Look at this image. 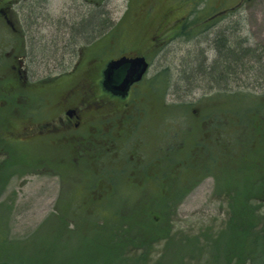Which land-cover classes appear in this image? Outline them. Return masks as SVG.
<instances>
[{"label":"rangeland","instance_id":"374dc122","mask_svg":"<svg viewBox=\"0 0 264 264\" xmlns=\"http://www.w3.org/2000/svg\"><path fill=\"white\" fill-rule=\"evenodd\" d=\"M12 1L16 2L13 8L20 17L23 0ZM210 1V8L205 11L202 8L207 5L203 3L196 7L199 19L216 12L220 14L208 19L212 25L195 36L190 35L192 26L185 28V34L172 36L169 34L175 27L166 22L161 25L158 49L148 56V72L128 99L136 97L135 93H139L152 76L162 69L167 70L170 86L166 91V102L186 105L184 115L174 120H179L176 124L179 129L188 127L195 119L194 122L199 123L201 113L214 103H221L225 114L217 113L215 118L220 119L223 115L227 124H233V108L237 106L238 97H230L232 93L264 95V0ZM64 2L51 0V4L62 5ZM65 3L69 6L70 1ZM169 4V0H90L83 4L85 11L80 16L86 18V33L94 40L95 48L102 50L104 57L109 59L144 51L150 43L148 31L158 24ZM148 6L149 20L144 13L148 12ZM172 9L167 20L173 17V13L177 16L182 13L174 7ZM182 14L184 17L187 12ZM193 18L194 13H191L188 19ZM182 20L176 24L180 25ZM224 48L229 49L228 59ZM245 48L250 52L248 50L245 54ZM40 50V47L35 48V51ZM234 50L238 54L236 62ZM60 56L40 54L30 57L28 63L33 75L45 74L47 63ZM211 65L217 66L218 70L230 65V69L228 74L219 71L214 79L203 71H208ZM62 70L67 67L49 70L48 74ZM157 115L152 108L148 118H158ZM123 126L125 129L126 123ZM171 128L176 129L174 125ZM171 128L162 126L156 129L147 125L144 129L137 126L133 132H122L114 142L105 139L97 148L99 169L90 165L88 177L72 187H69L70 183H60L57 179L46 181L45 178L43 182L44 179L32 174L12 176L7 187L0 189V264H135L141 255L140 249L128 248L121 257L114 253L116 250L111 245L113 238L117 239L114 235L118 226L124 222L129 224L126 241L136 244L145 235L138 230L139 225L131 221L138 218L136 208L139 213H144L149 206L137 202L136 197L141 201L137 196L141 192L134 186L132 190L127 172L133 164L145 165L148 155H152L154 143L150 139H157L160 142L158 147L164 153L169 148H177L181 141L178 135L171 133ZM98 170L102 176L100 185V178L96 175ZM90 180L94 181L92 186L97 187L93 193ZM147 180L145 178V182ZM77 184L81 187L76 188ZM214 185L213 176L202 178L180 201L166 223L163 222L164 209L151 207L153 209L146 218L153 221L155 228L164 226L169 229L170 240H159L146 253L145 264H210L214 250L209 242L225 228L228 219L225 199L214 193ZM68 195L76 205L71 213L60 209ZM157 201L159 205L163 203L161 199ZM260 212L264 213V202L260 204ZM220 244L221 247L231 245L226 239Z\"/></svg>","mask_w":264,"mask_h":264},{"label":"flooded vegetation","instance_id":"af4514ba","mask_svg":"<svg viewBox=\"0 0 264 264\" xmlns=\"http://www.w3.org/2000/svg\"><path fill=\"white\" fill-rule=\"evenodd\" d=\"M13 2L0 0V189L12 176L26 174L72 187L88 177L90 165L97 167V148L113 130V121L125 115L137 84L124 97L104 88L108 60L124 54L106 59L95 48L86 33V18L80 16L90 0H63L62 5L23 0L20 17ZM162 19L148 31L150 43L139 53L146 60L158 49ZM35 46L42 50L35 51ZM40 54L61 56L47 63L45 74L35 76L28 62ZM70 197L60 208L65 213L76 209Z\"/></svg>","mask_w":264,"mask_h":264},{"label":"trees","instance_id":"16d2710c","mask_svg":"<svg viewBox=\"0 0 264 264\" xmlns=\"http://www.w3.org/2000/svg\"><path fill=\"white\" fill-rule=\"evenodd\" d=\"M169 2L170 4L162 12L163 19L160 21L162 26L166 22L167 25L175 27L169 35H183L187 32L185 28L192 26L190 35L195 36L199 31L212 25L206 21V15L199 19V14L195 12L196 7L202 3L204 6L207 5L202 8L203 11L210 8L209 5L212 3L210 0H169ZM172 7L182 13L186 11V16L183 17L181 13L177 17L173 13V17L167 20L172 15ZM147 9L148 12H144L146 19L150 16L148 14L150 7L148 6ZM191 13H194V18L189 20ZM176 18L184 20L179 25L176 24L178 21ZM161 28L160 26V31ZM194 30L195 33H193ZM224 49H226L225 57L228 59L229 49ZM248 50L250 52L248 48L243 49L245 54ZM237 55L234 50L235 62L238 60ZM209 68L208 71L203 69L204 73L217 79L216 75L219 71L228 74L230 65L222 67L224 70L221 68L218 70L215 65ZM139 85L140 83L137 86ZM169 86L167 70L162 69L152 76L147 84L142 86L143 89L135 93L136 97L133 96L130 99V107L123 112L125 115L121 113L113 121V130L107 136L109 141L114 142L118 140L122 132H133L137 126L146 129L148 125V127L161 129L162 126L171 128L174 125L176 129L171 128V133L178 135L181 141L177 148H169L164 153V150L158 147L160 142L157 139L154 141L150 139L151 143H154V151L152 155H148L145 165L133 164L128 169L130 187L133 190L132 186H134L141 192L137 194L141 201L136 197L137 202L149 206L144 213H139V209L136 208L138 218H133L131 221L134 225L137 223L140 227L138 230H142L145 235L140 237L136 244L126 241L128 222L122 223L114 235L117 239L113 238L111 241L112 247L116 250L114 253L123 256L128 248L140 249L141 255L135 264H145L146 253L159 240H166V242L170 240L169 229L164 226L155 228L153 221L149 217L146 218L149 216L150 209H153L151 207L161 211L164 209L163 222L166 223L169 217L174 215L177 205L190 189L202 178L213 176L214 193L225 199L228 219L225 228L209 242L214 250L210 264H264V213L260 212V204L264 202V95L232 93L230 97H238L237 106L233 108L235 113L233 124L226 123L224 111L220 107L221 103L220 105L214 103L212 107L210 105L209 110L201 113L199 123L194 122L195 119L188 127L179 129L176 125L179 120H174L184 115L186 105L166 102V91ZM137 96L141 97L140 100ZM216 98L218 97H213V99ZM152 108L158 112V118H148L151 117L149 113ZM220 112L224 116L216 119L217 113ZM97 167L99 169L98 164ZM96 175L99 176L97 173ZM145 178L146 180L149 178L148 182H145ZM93 182L90 180L89 184L92 190L96 189L94 184L92 186ZM159 199L163 201L160 205L157 201ZM134 202L135 199L132 200L133 204ZM222 239H226V243L231 245L221 247ZM1 264L4 263L1 262Z\"/></svg>","mask_w":264,"mask_h":264},{"label":"water","instance_id":"95a60500","mask_svg":"<svg viewBox=\"0 0 264 264\" xmlns=\"http://www.w3.org/2000/svg\"><path fill=\"white\" fill-rule=\"evenodd\" d=\"M149 63L141 54L136 56L122 55L111 59L103 70L102 84L114 95L126 96L130 87L140 82L147 73ZM193 113L196 111L193 110Z\"/></svg>","mask_w":264,"mask_h":264}]
</instances>
